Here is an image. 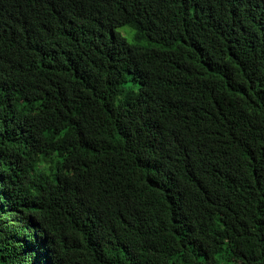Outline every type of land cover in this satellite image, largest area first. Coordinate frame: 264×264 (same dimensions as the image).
<instances>
[{
    "label": "trees",
    "instance_id": "1",
    "mask_svg": "<svg viewBox=\"0 0 264 264\" xmlns=\"http://www.w3.org/2000/svg\"><path fill=\"white\" fill-rule=\"evenodd\" d=\"M0 264H264V0H0Z\"/></svg>",
    "mask_w": 264,
    "mask_h": 264
},
{
    "label": "clouds",
    "instance_id": "2",
    "mask_svg": "<svg viewBox=\"0 0 264 264\" xmlns=\"http://www.w3.org/2000/svg\"><path fill=\"white\" fill-rule=\"evenodd\" d=\"M56 2H59V1H56Z\"/></svg>",
    "mask_w": 264,
    "mask_h": 264
}]
</instances>
